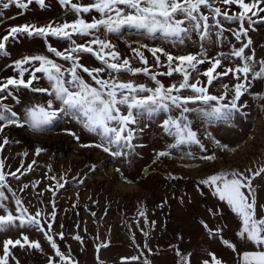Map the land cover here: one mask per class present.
Listing matches in <instances>:
<instances>
[{
  "label": "snow or ice",
  "instance_id": "obj_1",
  "mask_svg": "<svg viewBox=\"0 0 264 264\" xmlns=\"http://www.w3.org/2000/svg\"><path fill=\"white\" fill-rule=\"evenodd\" d=\"M35 3L41 9L47 7L45 0H0V19L4 16L3 10L11 7L26 12L29 5ZM59 3L68 11L76 14L77 18L72 22L56 24L54 21L46 25L25 23L11 26L7 29V35L0 38V55L9 56L6 46L11 38L15 41L20 36L29 38H41L47 41L48 37L69 42V47L63 51L46 44V50L53 57L67 62V67L57 63L55 59L44 54L25 56L13 62L18 78H8L0 82V134L10 126L27 128L36 135H46L55 131L57 122L73 121L83 130L94 135L98 142L95 144H81V147H95L101 149L113 158L127 159L136 145L133 144L136 133L142 132L140 122L142 119L154 120L163 115L164 119L159 127L170 138L160 150H154L152 165H158L165 159L176 158L199 160L206 164L215 163L220 157L219 153H235L236 147L222 143L216 139L207 128L204 131L203 140L197 129L193 127V120L200 119L208 126L220 124L233 126L237 116L247 119L249 113L243 111L246 103L241 102L242 96L253 86V81L264 80V60L256 61L254 50L246 55L250 49L252 40L248 37L249 30H255L258 23L264 24V0H94L93 3L84 5L74 3L73 0H59ZM217 3L237 6V13L229 14L228 9L215 6ZM123 6V7H121ZM95 11L99 18L93 17L91 22L82 18L81 14ZM15 18V17H13ZM224 21L229 24L236 23L238 28H225ZM245 24L248 27H245ZM124 28L134 29L137 32L146 33L151 39L159 36L172 45H184L186 41L198 44L199 50L195 53L173 54L162 46H150L139 44L132 48L135 57L144 67L135 68L131 60L124 57L116 50L111 40L102 38L105 33L115 34ZM225 32H230L240 47L232 46L229 52L219 51L215 55H209L206 45L223 46ZM195 36V39L193 37ZM74 37H87L83 43H78ZM243 38H247L246 41ZM131 48V44H129ZM141 49H147L158 67H166V71L152 73L148 67V60ZM82 54H91L100 67H87L81 63ZM161 57L165 60L162 62ZM233 60L239 64L231 63ZM228 61L229 63H225ZM205 63L210 66L201 71L198 66ZM28 67H25V66ZM220 69V71H217ZM29 79L25 80V73ZM46 79L48 87H32L33 82L41 77ZM107 73L105 77L103 74ZM178 73L182 80L179 84L173 83L165 87L157 78V75L172 76ZM83 74L91 79L89 83ZM132 76L143 74L154 81L155 87L138 84L132 80L122 79V75ZM195 74V75H193ZM231 74L234 84L223 82L222 77ZM251 75V79H249ZM203 76L201 81L197 77ZM214 81H220L223 91L217 95L210 91L216 87ZM11 86V89L9 88ZM29 89L35 93H44L50 99L44 103L31 104L24 108L23 114H18L3 101L12 96L18 104L19 99L12 95V89ZM185 91L190 94L185 95ZM229 92L232 95H229ZM256 99L264 100V95L253 93ZM147 126V125H146ZM79 142L80 137L68 129L62 130ZM204 140L209 141L211 147L206 146ZM10 140L6 135L2 136L0 152L9 145ZM196 149L194 151L193 149ZM46 151L43 147L35 148V155L39 156ZM28 153H23L27 157ZM37 164L33 160L26 168L21 165L15 171H5V162L0 159V232L11 228H34L44 234L51 249L52 255L48 258V264H78L68 253L61 251L57 244L56 236L64 240L63 232L52 234V223L56 219L55 196L56 190L64 188L67 180L64 177L57 179L49 176V180H55L54 186L47 189L53 194L52 212L49 215L44 209L31 213L24 205L23 200L12 189L9 178L20 181L23 175L32 172ZM191 165L190 167H200ZM148 167H151L149 165ZM148 167L143 171L148 173ZM23 169V171H22ZM95 171V166H91ZM49 171L51 168L49 167ZM120 172V169H116ZM264 175V166L253 171L250 168L244 170H223L208 175L198 182L206 186L212 194L224 202L232 213L241 221V229L237 236L245 244H252L255 251L244 252L241 264H264V214L257 217V189L253 186L256 177ZM123 179L127 183L126 177ZM178 177L169 173L166 179L175 180ZM181 179L183 177H180ZM39 181L32 184L33 188L39 187ZM84 183L83 179L79 180ZM29 188V184L23 183L21 190ZM10 193V196H9ZM14 202L15 208L10 209L7 202ZM75 207V205H74ZM264 207V206H261ZM213 217L221 215L219 210L209 209ZM95 215V213H92ZM138 215L146 220V212L139 211ZM154 224V222H153ZM202 226L210 237H219L224 246L237 251L236 244L224 239L221 235L223 229L210 228L201 221ZM143 232V230L141 229ZM75 240L83 243L82 237L76 235ZM133 242L135 238L133 236ZM110 246L109 243H100L96 247L98 253L102 248ZM139 248V245H135ZM30 248L41 250L39 241L30 240L27 235L21 234L19 239H8L4 242L0 264H10L16 260L12 249ZM146 251L128 258L122 257L123 264L139 262V264H152L149 258L152 249L145 244ZM175 254L179 264H191V255L183 253L178 247ZM98 264H104L99 261ZM203 264H210L209 260ZM211 264H223V261L211 254Z\"/></svg>",
  "mask_w": 264,
  "mask_h": 264
},
{
  "label": "rangeland",
  "instance_id": "obj_2",
  "mask_svg": "<svg viewBox=\"0 0 264 264\" xmlns=\"http://www.w3.org/2000/svg\"><path fill=\"white\" fill-rule=\"evenodd\" d=\"M45 2L47 7L43 9L33 3L29 5L26 12L15 7L3 10L4 16L0 19V38L8 34L7 29L11 26L25 23L46 25L53 21L60 24L65 21L72 22L77 18L76 14L66 10L59 0H45ZM73 2L88 5L94 0H73ZM215 6L221 7L222 10L228 9L230 15L240 11L234 5L217 3ZM81 15L88 22H91L93 17L99 18V14L95 11ZM223 23L225 28L239 27L236 23L229 24L227 21ZM245 27L248 25L245 24ZM254 28L255 30L250 29L248 32L252 45L245 54L250 55L254 50L258 62L264 60V24L258 23ZM74 38L78 43H83L88 39L87 37ZM102 38L111 40L116 45V50L122 56L130 58L135 68L144 67L132 52V48L139 47V44L162 46L173 54L195 53L199 50L198 44H193L191 41H186L184 45L174 46L163 40L159 34L157 38L151 39L146 33L128 28L115 34L105 33ZM243 39L246 41L247 38ZM47 43H51L53 47L61 51L69 47L68 41L53 37H48L47 41L27 36H20L15 41L10 38L6 46L10 55L7 57L0 55V82L12 77L18 78V72L12 65L14 61L25 56L48 55L57 63L67 67V62L47 52ZM232 46L239 48L241 45L230 32H225L222 47L214 44L206 45V48L209 55H215L219 51L229 52ZM141 51L147 58L148 67L152 73L158 74L167 70L166 67L155 65L147 49H141ZM161 60L164 62L165 58L161 57ZM81 63L87 67L101 66L91 54H82ZM225 63L229 62L225 61ZM231 63L239 64L240 61L233 60ZM209 66L205 63L199 65L198 68L203 71ZM83 75L89 83L92 82L87 74ZM103 75L106 77L107 73ZM37 76L41 78L34 81L32 87H48L42 74L37 73ZM121 78L155 87L154 81L143 74L136 76L124 74ZM157 78L165 87L173 83L179 84L182 80L178 73L172 76L157 75ZM197 78L201 81L206 80L203 76ZM24 79H29L27 72ZM221 79L230 85L236 82L231 74ZM214 84L216 87L211 88L210 91L219 95L223 91V88L219 86L220 81H214ZM9 88L11 89V86ZM253 93L264 95V80L253 81V86L242 96L241 102L248 106L243 111L249 115L247 119L237 116L233 121V126L223 124L208 126L200 119L193 120V127L198 130L202 140L207 128L222 143H227L232 147L239 145L235 153H219L221 158L215 163L206 164L199 160L176 158L165 159L158 165H152L154 150H160L167 142H170V138L159 127L164 119L163 115L154 120H141L139 127L143 128V131L136 133L133 141L136 145L135 150L127 159L113 158L95 147H81V144H95L98 140L73 121L57 122L54 126L55 131L48 133L50 138H35L25 130L26 127L6 128L4 134H0V142H2V136L6 135L10 143L5 146L3 152H0V159L5 162V171H15L21 165L26 168L33 160L37 161L32 172L23 175L20 181L9 178L12 189L31 213L44 209L50 215L53 210V194L47 189L49 186H54L56 181L49 180V176H56L57 179L63 176L67 180L64 188L56 190V219L52 223L51 233L63 232L65 239L60 240L57 235V244L61 251L66 253L70 251L72 258L78 261V264H98L97 257L104 264H123L122 257L131 258L141 251H146L145 244L152 249V255L149 257L152 264H179V259L175 254L177 247L183 253L191 255V264H203L205 260H209L211 264L213 253L223 261V264H241L244 252L258 249L238 239L237 233L241 229L239 218L206 186H198V182L208 175L223 170L250 168L256 171L264 166V100L256 99ZM184 94L190 93L185 91ZM12 95L17 97L20 103L17 104L12 96H9L3 103L21 115L25 107L44 103L50 99L44 93H35L23 87L12 89ZM229 95L231 96L232 93L229 92ZM63 129L75 132L80 137L79 142L73 136L64 133ZM203 142L211 147L209 141L204 140ZM36 147H43L46 151L36 156L34 154ZM193 150L196 151L195 148ZM25 152L28 153L27 157L23 156ZM93 165L95 171L91 170ZM149 165L151 167H148ZM191 165L201 166L190 167ZM146 167H148L147 174L143 171ZM116 169H120V172ZM121 173L133 183H127ZM169 173H174L178 178L166 179ZM80 179L84 180L83 184L79 183ZM35 181L40 182L37 188L32 187ZM23 183L29 184V188L22 191ZM253 186L257 189V217H262L264 214V207H261L264 206V175L256 177L253 180ZM7 204L10 209L14 210V202L9 201ZM209 209L219 210L221 215L213 217ZM141 210L146 212V220L138 215ZM0 214L3 212L0 211ZM201 221L206 222L210 228L223 229L221 235L224 239L235 243L237 251L233 252L224 246L219 237H210ZM21 234L27 235L30 240L39 241L42 251L27 247L12 249L19 264H48V258L53 250L44 234L34 228H11L0 232V254H2L6 240L19 239ZM76 235L82 237V244L74 239ZM133 236L135 242H133ZM102 242H110V246L102 248L97 253L96 247ZM135 245H139V248ZM10 264H15V261H10ZM128 264H139V262L129 261Z\"/></svg>",
  "mask_w": 264,
  "mask_h": 264
},
{
  "label": "bare ground",
  "instance_id": "obj_3",
  "mask_svg": "<svg viewBox=\"0 0 264 264\" xmlns=\"http://www.w3.org/2000/svg\"><path fill=\"white\" fill-rule=\"evenodd\" d=\"M25 130H26V131H29L27 128H26ZM29 133H30L32 136H34L35 138H36V137L50 138V136H48V134H46V135H36V134L32 133L31 131H29ZM51 138H52V137H51Z\"/></svg>",
  "mask_w": 264,
  "mask_h": 264
}]
</instances>
